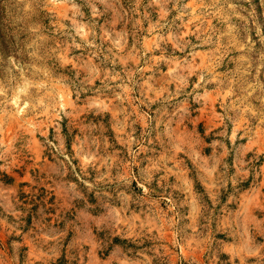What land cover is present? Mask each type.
<instances>
[{
  "label": "rangeland",
  "instance_id": "374dc122",
  "mask_svg": "<svg viewBox=\"0 0 264 264\" xmlns=\"http://www.w3.org/2000/svg\"><path fill=\"white\" fill-rule=\"evenodd\" d=\"M0 264H264V0H0Z\"/></svg>",
  "mask_w": 264,
  "mask_h": 264
}]
</instances>
